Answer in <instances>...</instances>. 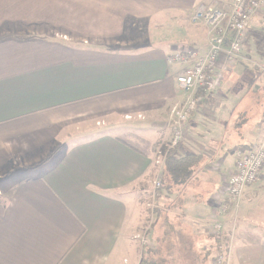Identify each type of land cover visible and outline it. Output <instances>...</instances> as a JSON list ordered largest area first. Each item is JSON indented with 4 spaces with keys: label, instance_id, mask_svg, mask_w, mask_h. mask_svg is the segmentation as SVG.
I'll return each instance as SVG.
<instances>
[{
    "label": "crops",
    "instance_id": "0c3cea01",
    "mask_svg": "<svg viewBox=\"0 0 264 264\" xmlns=\"http://www.w3.org/2000/svg\"><path fill=\"white\" fill-rule=\"evenodd\" d=\"M217 3L0 0V264H140L144 238L162 256L177 243L186 254L174 264H212L207 228L237 152L264 149V8L178 145L203 157L190 184L207 199L168 210L174 197L158 195L166 235L145 198L171 146V111L192 96L176 85L188 63L168 58L207 51L193 13ZM250 36L254 57L243 52ZM219 221L229 264H264V167Z\"/></svg>",
    "mask_w": 264,
    "mask_h": 264
},
{
    "label": "built area",
    "instance_id": "2783aa9c",
    "mask_svg": "<svg viewBox=\"0 0 264 264\" xmlns=\"http://www.w3.org/2000/svg\"><path fill=\"white\" fill-rule=\"evenodd\" d=\"M264 8V0H229L225 9L199 5L193 13V21L206 29L207 51L200 53L194 47H185L168 58L169 62L188 63V69L176 77L177 88L183 93H192L184 104L171 111V146L184 139L186 124L202 102L204 96L217 91L223 82L226 66L240 61V50L251 18ZM66 39L65 36L62 37ZM264 73V67H260ZM200 92L201 95H197ZM234 171L226 180L222 195L212 215L208 232L212 237H221L224 229L219 218L228 207L233 213L239 209L244 190L255 184L264 167V149L259 147L248 152H237ZM160 189V181L154 183ZM228 202V205L226 204ZM144 247H151L142 239ZM229 247L221 246L215 251L212 264H229Z\"/></svg>",
    "mask_w": 264,
    "mask_h": 264
},
{
    "label": "trees",
    "instance_id": "16d2710c",
    "mask_svg": "<svg viewBox=\"0 0 264 264\" xmlns=\"http://www.w3.org/2000/svg\"><path fill=\"white\" fill-rule=\"evenodd\" d=\"M178 145L179 144L175 146L163 147L161 150L163 170L160 174L159 181L161 188L158 189V195L159 197H164L166 199H169L171 196H175L173 202H169L170 205L167 206L168 210L181 206L183 201L182 194L184 193L185 188L190 184V182L196 178V171L203 162V157L198 154L191 153L184 156H179L177 154ZM160 212L161 211H159L158 216L164 218L163 223L165 225V233L166 235H168V233H171L173 231V225L165 220L167 215L165 213L161 215ZM213 239L214 248H211L206 253V256H204V258H207L212 252L217 251L221 246H225L226 244L225 240H223L224 237H215ZM166 256H162L159 254L158 247H144V253H142L140 264H170ZM199 257L202 260L203 257L201 253Z\"/></svg>",
    "mask_w": 264,
    "mask_h": 264
},
{
    "label": "rangeland",
    "instance_id": "374dc122",
    "mask_svg": "<svg viewBox=\"0 0 264 264\" xmlns=\"http://www.w3.org/2000/svg\"><path fill=\"white\" fill-rule=\"evenodd\" d=\"M217 1H219V3H217V5H215L216 7H214V6H211V7H214V8H217V9H222V8H219V7L225 6V4L229 0H217ZM251 39H255V37L254 36H250L249 37L248 42L245 43L243 52L250 51V54L252 55V57H254V53H255L256 50H255V48L253 46V42L251 41ZM247 49H250V50H247ZM244 97H245V95L240 96V97H238L236 99L237 100V103H239L238 106L241 104L240 102L244 99ZM252 106L253 107H256L257 105L256 104H253ZM236 108H233V110H235ZM186 188L187 189H185L184 193L182 194V197H183V199H185V202L186 203H188V201L190 199V196L192 198H194V197H196V198H202V200L207 199L208 193H205V189L203 187H201L200 189H198V187L196 185L189 184V186L186 187ZM173 197L175 198V196H173ZM174 198H172V200ZM145 199H147V202H149V203H151V200H154V206L147 208V211L148 212H152V214H154L155 217H157L158 216V189L154 188L153 185H150V187L148 188V190L146 192V198ZM233 216H234V213H233ZM149 234L151 235V233H149ZM150 241L152 242V244L154 245V247H158V244L156 243L155 240H150ZM234 242H235V240H234ZM245 242H246L247 246L250 247L248 244H250L252 242V240H249L248 239ZM175 245H178V244L177 243H174V245H172L170 247V249H169V251L167 253V256H166L167 257V260L169 261L170 264H174V263H176L178 261L181 262L182 258H185V256H183V255L186 254V251L185 250H181V253L183 255L182 256H178V250H177V248H175ZM171 248H174V251H171ZM198 251L199 252H197V254L199 255V253H201V252H200V250H198ZM250 254H251V252H250ZM157 258H158V256H157ZM193 261H196V260H193Z\"/></svg>",
    "mask_w": 264,
    "mask_h": 264
}]
</instances>
